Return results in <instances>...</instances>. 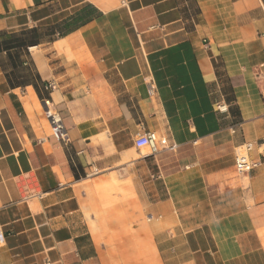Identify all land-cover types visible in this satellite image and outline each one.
Returning a JSON list of instances; mask_svg holds the SVG:
<instances>
[{
    "label": "crops",
    "instance_id": "0c3cea01",
    "mask_svg": "<svg viewBox=\"0 0 264 264\" xmlns=\"http://www.w3.org/2000/svg\"><path fill=\"white\" fill-rule=\"evenodd\" d=\"M262 143L264 0H0V264H264Z\"/></svg>",
    "mask_w": 264,
    "mask_h": 264
},
{
    "label": "built area",
    "instance_id": "2783aa9c",
    "mask_svg": "<svg viewBox=\"0 0 264 264\" xmlns=\"http://www.w3.org/2000/svg\"><path fill=\"white\" fill-rule=\"evenodd\" d=\"M151 96L155 95V90L151 86L149 91ZM217 109L220 113H227L228 106L225 103L218 104ZM45 117L53 127L55 135L61 139L66 140L67 134L62 118L56 112L50 102L46 103ZM147 145L152 155H155L162 150H173L176 148L175 144H170L167 139L162 138L157 132H149L146 135ZM255 150L253 143H246L239 147L235 152V168L241 175H249L253 170L260 166V162L252 158V153ZM261 155L264 157V143L260 145ZM5 236L0 231V244L4 243Z\"/></svg>",
    "mask_w": 264,
    "mask_h": 264
}]
</instances>
